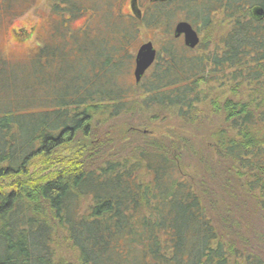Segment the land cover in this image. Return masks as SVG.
Returning <instances> with one entry per match:
<instances>
[{
  "label": "trees",
  "instance_id": "1",
  "mask_svg": "<svg viewBox=\"0 0 264 264\" xmlns=\"http://www.w3.org/2000/svg\"><path fill=\"white\" fill-rule=\"evenodd\" d=\"M48 1L36 52L0 55V264H264V0Z\"/></svg>",
  "mask_w": 264,
  "mask_h": 264
},
{
  "label": "rangeland",
  "instance_id": "2",
  "mask_svg": "<svg viewBox=\"0 0 264 264\" xmlns=\"http://www.w3.org/2000/svg\"><path fill=\"white\" fill-rule=\"evenodd\" d=\"M140 1V7L143 9L144 3L149 0ZM122 10L124 13H130L129 0L124 1ZM7 18L5 26L0 27V55L12 63H23L36 52L38 43L46 40L50 30H52L51 21H53V17L49 12V1L16 0L13 4L12 13ZM85 20L86 17H81L73 21L71 28L74 30L81 27ZM153 38L158 39L159 36L157 37L153 32L142 33L136 49L140 44L147 43ZM178 43L183 44L182 38L178 39ZM154 47L157 50L159 45ZM133 80L132 70L129 82H133ZM144 132L149 131L144 130ZM55 167H57L55 160L48 161L45 164L36 161L33 163L30 173L40 177L52 172Z\"/></svg>",
  "mask_w": 264,
  "mask_h": 264
},
{
  "label": "water",
  "instance_id": "3",
  "mask_svg": "<svg viewBox=\"0 0 264 264\" xmlns=\"http://www.w3.org/2000/svg\"><path fill=\"white\" fill-rule=\"evenodd\" d=\"M150 2H165L166 0H149ZM130 10L136 18L141 17V12L138 8L137 0H130ZM254 15L256 17H262V11L255 10ZM174 39L182 38L183 44L188 49H195L199 44L198 33L192 28V26L184 21L178 22L173 29ZM157 51L151 42L140 45L136 51L134 57L133 77L135 83L138 84L147 72V70L153 65L156 60Z\"/></svg>",
  "mask_w": 264,
  "mask_h": 264
},
{
  "label": "flooded vegetation",
  "instance_id": "4",
  "mask_svg": "<svg viewBox=\"0 0 264 264\" xmlns=\"http://www.w3.org/2000/svg\"><path fill=\"white\" fill-rule=\"evenodd\" d=\"M17 34H19V33H17ZM23 40H24V38H22Z\"/></svg>",
  "mask_w": 264,
  "mask_h": 264
}]
</instances>
